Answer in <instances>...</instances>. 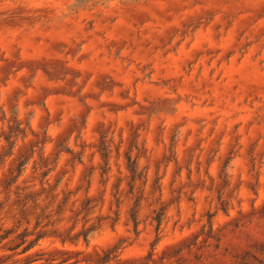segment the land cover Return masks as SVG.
Returning <instances> with one entry per match:
<instances>
[{"label": "rangeland", "instance_id": "1", "mask_svg": "<svg viewBox=\"0 0 264 264\" xmlns=\"http://www.w3.org/2000/svg\"><path fill=\"white\" fill-rule=\"evenodd\" d=\"M0 264H264V0H0Z\"/></svg>", "mask_w": 264, "mask_h": 264}, {"label": "trees", "instance_id": "2", "mask_svg": "<svg viewBox=\"0 0 264 264\" xmlns=\"http://www.w3.org/2000/svg\"><path fill=\"white\" fill-rule=\"evenodd\" d=\"M22 163L19 164V168H18V173H17V176H19L22 172ZM129 169L130 171L132 172V175L135 176L136 175V166L135 165H132V164H129ZM136 211L133 210V216H132V219L134 221V224L136 225L137 224V218H136ZM157 223L160 224V218H157Z\"/></svg>", "mask_w": 264, "mask_h": 264}]
</instances>
